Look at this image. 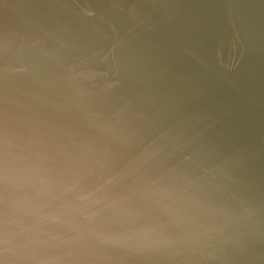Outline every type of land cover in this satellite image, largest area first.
I'll return each instance as SVG.
<instances>
[{
	"label": "water",
	"instance_id": "obj_1",
	"mask_svg": "<svg viewBox=\"0 0 264 264\" xmlns=\"http://www.w3.org/2000/svg\"><path fill=\"white\" fill-rule=\"evenodd\" d=\"M0 264H264V0H0Z\"/></svg>",
	"mask_w": 264,
	"mask_h": 264
}]
</instances>
